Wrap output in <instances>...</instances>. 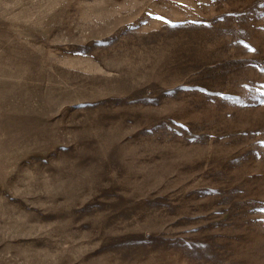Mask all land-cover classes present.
I'll return each instance as SVG.
<instances>
[{
    "label": "rangeland",
    "instance_id": "obj_1",
    "mask_svg": "<svg viewBox=\"0 0 264 264\" xmlns=\"http://www.w3.org/2000/svg\"><path fill=\"white\" fill-rule=\"evenodd\" d=\"M0 264H264V0H0Z\"/></svg>",
    "mask_w": 264,
    "mask_h": 264
}]
</instances>
